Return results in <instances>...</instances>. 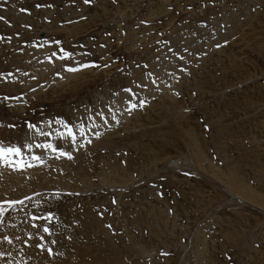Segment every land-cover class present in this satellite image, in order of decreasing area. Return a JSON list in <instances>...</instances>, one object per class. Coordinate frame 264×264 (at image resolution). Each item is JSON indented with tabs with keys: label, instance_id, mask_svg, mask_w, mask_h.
<instances>
[{
	"label": "rangeland",
	"instance_id": "obj_1",
	"mask_svg": "<svg viewBox=\"0 0 264 264\" xmlns=\"http://www.w3.org/2000/svg\"><path fill=\"white\" fill-rule=\"evenodd\" d=\"M0 17V142L42 161L0 168V203L24 201L0 264H264V0H0ZM80 64L99 67L64 71Z\"/></svg>",
	"mask_w": 264,
	"mask_h": 264
},
{
	"label": "snow or ice",
	"instance_id": "obj_2",
	"mask_svg": "<svg viewBox=\"0 0 264 264\" xmlns=\"http://www.w3.org/2000/svg\"><path fill=\"white\" fill-rule=\"evenodd\" d=\"M85 4H90L91 0H84ZM23 11V9H22ZM0 20H3V17H0ZM4 23L7 24L8 21L4 20ZM53 43H55L57 46L60 45V41L56 40ZM33 47H35V45H33ZM101 47H103V45H101ZM51 56L56 57V59L61 60V61H65L70 59L71 57V53L64 51L62 48L59 49V55H57V52H52ZM46 60H48L49 63H51V59L49 57H45ZM105 67H107V65H104ZM99 67L96 64H80L79 67H65L64 71L66 72H70V73H75L80 71L81 69H87V68H96ZM11 74H9L10 76ZM34 91V90H33ZM124 92H130V89L128 88H124L123 89ZM5 99H8V97H5ZM137 106L135 104H131L129 103V106L125 109L129 115H131L132 111L136 108ZM139 107L143 108L144 107V101H140L139 103ZM103 118V117H102ZM54 123L56 125L62 126L64 131L63 132H57L56 136L59 137L60 139H70L72 142V148L73 150H75L77 148V146L79 148H84L86 144H90L91 141L90 140H83V142H77V138L73 133V129L69 127V125L67 123H65V121L63 119H56L54 121ZM118 123V121H117ZM2 126V125H0ZM51 125L49 124V127ZM14 125L9 124L8 128H13ZM26 127L29 130V132L31 131H37L38 135L44 136V137H48L49 133L43 130H37L36 125H34L33 123H29L26 121ZM81 137L84 136V129L83 127L79 128ZM100 133L97 132L96 133V138L98 139L100 137ZM38 148H43L46 151H52L53 153L56 154L57 158L63 157L67 160H72L73 156L70 152L64 151L62 148H59L58 146L54 147V145L52 143H44V144H36L35 145ZM32 148V145L30 143H26L23 144L21 146H18L15 143H9V144H5L3 142H0V168H7L10 169L13 172H16L18 170H22L24 168H31L33 166V162H42L41 158L35 154H32L30 157L26 156L25 153L26 152H30ZM25 199H31V197H25ZM24 201L23 200H5L4 203H0V222H2V218L5 214L6 211H8V209H14L15 206L17 204H23ZM113 203H115V201H113ZM6 205V206H5ZM31 220L32 221H36L37 219H44V220H51L52 217L51 215L48 216H43V217H37L35 215H31ZM14 227V226H13ZM33 228H36L38 231H40V229L38 228V226L33 223L32 224ZM43 233L45 234H49L50 233V229L48 227H44L42 229ZM20 237H16V240L19 241ZM41 242L38 243L36 245L37 248L41 249L42 251H46L47 255L49 257H53L54 255H60V253H54L52 251L51 248H45L44 243L42 242L44 237H41ZM29 240H31V236H29ZM3 242L11 245L13 243V240L10 239L7 235H5L3 237ZM54 243V242H53ZM161 255H166V253H161ZM4 253H0V257H3ZM7 264H14V261L9 259L7 261ZM15 264H20L19 261H15Z\"/></svg>",
	"mask_w": 264,
	"mask_h": 264
},
{
	"label": "bare ground",
	"instance_id": "obj_3",
	"mask_svg": "<svg viewBox=\"0 0 264 264\" xmlns=\"http://www.w3.org/2000/svg\"><path fill=\"white\" fill-rule=\"evenodd\" d=\"M113 23V22H112Z\"/></svg>",
	"mask_w": 264,
	"mask_h": 264
}]
</instances>
